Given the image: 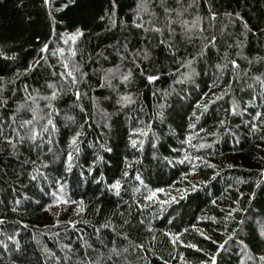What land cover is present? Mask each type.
<instances>
[{
	"label": "trees",
	"instance_id": "trees-1",
	"mask_svg": "<svg viewBox=\"0 0 264 264\" xmlns=\"http://www.w3.org/2000/svg\"><path fill=\"white\" fill-rule=\"evenodd\" d=\"M65 2L53 0V5L58 7ZM136 2L118 0L116 23L109 25L107 20L98 19L108 9L109 0H76L75 5L61 12L53 11L55 23L48 18L41 0H25L23 7L17 6L18 0H0V50L9 56L17 54L15 60L0 58V75L13 81L4 84L2 94L10 103L0 108V122L5 120L6 112L11 116L15 105L26 99L24 84L30 91L47 95V83L59 79L53 73L69 70L57 63L59 57H52L51 49L64 47L68 58L67 49L74 48L76 55L70 58V65H79L89 73L88 86L81 87L82 92H88L80 101L83 113L74 105L71 92L57 98L61 113L53 116L58 131L49 146L52 153L44 144L37 149L25 143L18 146L16 155H11L0 141V217L5 220L0 224V240L4 241L0 244V264H199L201 260L210 261L212 254L217 257L216 264H241L244 245L253 257L264 255V236L260 235L264 229V194L257 188L256 198L247 200L260 169H264V124L260 123L264 120V90L252 79L264 72V0H212L213 10L218 13L214 21L207 18L209 0H196L184 18L191 22L196 15L203 17L204 35H216L218 42L210 53L196 61V75L183 84L174 83L186 70L181 67L182 60L194 56L202 42L183 40L179 25H174L175 35L182 42L173 58L164 46L158 45V36L149 33L150 39H145L142 30L131 27ZM168 2L175 7L172 0ZM151 3L155 5L151 11L160 15L158 0ZM233 11L241 13L248 23L247 29L234 16L224 15ZM144 20L147 22V15ZM76 27L83 30V35L75 42L66 37L65 44L60 34L72 33ZM198 31L193 29L194 35ZM118 42L128 43L130 48H148L149 59L141 62V68L146 74L158 70L159 76L149 83L133 68L135 79L128 90L138 98L127 111L119 112L115 111V94L102 87L100 81L103 70L120 63ZM41 43H48V53H38ZM38 54L47 55L48 63L41 60L36 68L23 73L28 61ZM233 58L239 63L235 77L230 66L223 72L215 67ZM125 66L132 67L127 62ZM16 69H20L19 78L13 75ZM163 90H168L169 96L163 97ZM154 92L158 95L154 96ZM177 94L182 103H175ZM90 97L95 98V105ZM233 101L239 106L236 114L230 111ZM161 102L165 103L163 119L155 115ZM39 103L43 108L44 101ZM205 103L207 109L200 106ZM100 109L112 113L113 119L119 116V126L110 120L111 127L104 128L98 115ZM257 111L262 116L254 119ZM67 116L74 117L77 124L92 126L85 127V134L79 139L80 151L74 153L70 172L65 171L66 165L62 163L71 150L68 141L74 127ZM222 119L224 125L219 124ZM252 123L258 125L257 130L251 129ZM189 124L194 127L189 128ZM133 128H140L147 135L132 132ZM224 128L230 131L225 132ZM3 131H9L6 123ZM129 137L144 140L143 147H131ZM155 137L159 139L153 148ZM188 137L191 140L185 143ZM98 143L115 146L114 151L98 150ZM197 144L206 146L194 147ZM98 151L104 155V162L81 178L80 172H86ZM52 154L56 156L54 161L50 159ZM186 154L189 160L178 163ZM124 156L128 157V167L123 163ZM165 156L173 163L168 164ZM29 161L36 162L46 180H31L30 174L37 173ZM45 161L47 166H42ZM211 164L216 168H211ZM229 164L231 168L227 167ZM124 171L129 175L124 176ZM137 173L140 180L136 179ZM54 179L67 181L61 197ZM116 180L120 181V189L109 191L107 185ZM190 185H199V196L190 193L182 198L181 193ZM159 188L164 191H156ZM53 191L60 197L58 204L50 195ZM241 192L245 195L241 196ZM152 193L153 200L145 199ZM171 196L176 200L170 201ZM16 199L21 201L19 205L14 203ZM81 200L83 211L77 208ZM236 201L243 211L232 213L235 221L225 220L237 207ZM202 216H215L216 220L199 219ZM241 218L243 224L237 229ZM69 220L75 222L73 227L68 225ZM105 224L111 227H102ZM201 231L205 236L200 235ZM233 232L236 234L232 235ZM169 233H179L183 243L173 245ZM11 234H16L19 248L7 240ZM189 243H195L197 249L188 247ZM221 243L224 246L217 252ZM140 244L144 247L138 248ZM244 264H258V260L249 262L245 257Z\"/></svg>",
	"mask_w": 264,
	"mask_h": 264
},
{
	"label": "snow or ice",
	"instance_id": "snow-or-ice-1",
	"mask_svg": "<svg viewBox=\"0 0 264 264\" xmlns=\"http://www.w3.org/2000/svg\"><path fill=\"white\" fill-rule=\"evenodd\" d=\"M172 2L175 4V7L171 6V4L168 2V0H158L160 9L162 10L160 15H157L155 12L151 11V8L155 7L154 4L151 3V0H137L135 9L133 11V18L131 19L130 25L133 29L136 30H142L145 34V39H150L149 33H151L153 36H158L159 39L157 40L158 45L164 46L167 52H170L175 57L177 51H178V44L182 42L181 37L176 36V29L174 25H179V32L181 33V36L183 40H187L189 43H191L194 39L201 41L200 48L196 52L194 56H191L189 59L182 60L181 67L185 68L186 70L182 73V78L178 79L177 81H174V83L183 84L185 80H189L192 77L196 75V68L194 67V64L196 61L207 55L211 52L213 48L216 47V44L218 42L216 35H208L205 36L204 33L206 29L202 27V20L203 17L200 15H196L194 19L189 22L188 19H185L184 16L186 13H188V10L190 8H193L196 0H191L190 3H184V0H172ZM76 0H66L65 3L59 4L58 7H54L53 0H41L42 8L46 11V14L48 18L55 23L56 18L53 16V11L55 12H61L63 9L69 7V5H75ZM25 5V0H18V7H23ZM118 7V0H109V7L105 10L103 15H100L98 19L100 21L107 20L109 22V25H115L116 20V11ZM148 16L147 22L144 20V16ZM218 13L213 10V2L212 0H209L207 4V18L209 21H214L217 17ZM225 16L231 18L235 17L238 19L241 23H243V26L245 29L248 28V23L244 20V17L241 15L239 11H233V12H227L224 14ZM27 20H30V17H26ZM123 23V21H121ZM193 29H198L199 31L193 33ZM83 35V30L80 27H76L75 30L72 33H61L59 38L64 40V43H68V39H71L73 42L77 39V37H80ZM68 37V39H66ZM37 40H39V36L36 37ZM237 45H241L240 41H236ZM118 54L120 57V63L119 65H113L112 67H109L105 70H103L102 75H100V81L103 83L101 84L102 87H107L112 90V92L115 94V111L119 112L121 109L127 111L128 106H131L136 103V99L138 98V95L134 97L133 92L128 90L129 86L132 84V81L135 79L133 68L140 71L141 75L144 76V78L149 82H153L159 79V76L157 74L158 70H154L151 74H146L145 70L141 68V62L146 61L149 59L150 56V50L148 48H135L128 45V43H119L118 42ZM49 52V45L48 43H41L40 48L38 50V53H48ZM65 52L66 49L64 47H56L51 49V56L52 57H59L57 63L60 64V66L63 69H69L67 72L61 71L59 73H53V76H58L59 79L56 82L49 81L46 85L45 91L47 92V95H40L39 92L36 90H29V87L27 84L23 85V92L25 93L26 99H22L19 103L15 105V109L11 111V116H8V113H5V120L3 122H0V141L3 142L4 146L9 150V153L11 155H16L18 152V146H22L25 143H28L35 148H39L40 144H44L45 147H48V152L52 153V148L49 147L53 144V135L58 131L57 124L53 120V116H59L61 113V109L56 106V101L59 96L65 95L67 92H71L72 97L74 98L73 103L76 107H79L81 112L84 111V105L81 104V99L84 96H88V92L81 91V87H87V80L89 78V73L87 71H84L81 66L76 64L69 63L70 58L74 57L76 55V50L74 48H68V58H65ZM237 56L240 55V53L237 51ZM17 54L13 53L12 56H9L7 52L0 50V58H3L5 60H15ZM101 56L103 54L101 53ZM226 59V57H225ZM262 58L257 57V60H261ZM41 60L44 61L45 64L48 63V56L47 55H39L37 58H33L32 60L28 61L27 66L23 69V73L27 74L32 69L36 68ZM139 61V62H138ZM130 63L132 67H126L125 63ZM252 61H249V64H251ZM231 67L233 71V76H236L235 69L239 68V63L237 59L233 58L230 61L227 62H220L215 65L218 71L223 72V70L227 67ZM48 67H52V65H48ZM14 76L19 78L20 76V69H16V71L13 73ZM253 82L259 87L260 89L264 90V72H261L258 75H254L252 77ZM115 81V83H114ZM5 82L11 84L13 83L12 80L7 79L5 76L0 75V108L5 107L10 101L6 98L5 95H3V89ZM246 87L251 88L252 85H246ZM174 91V89H173ZM182 91V89H181ZM170 92L168 90H163L162 95L163 97L169 96ZM154 96H157L158 93L154 92ZM90 100L93 102V105H95L96 101L95 98L90 97ZM40 101H44L43 108L40 106ZM175 103H182L179 95L177 94V99ZM208 103H211L209 101ZM201 107L207 109L208 104H202ZM158 109L155 113V115L158 118L163 119L165 116V113L163 109L165 108V103L161 102L158 104ZM239 110V106L236 104L235 101H233L230 111L232 114H236ZM241 111H246V109H243ZM98 115H100L101 122L103 124L104 128H110L111 125L109 121L111 120V124H115L119 126V116H116L115 119L112 118V113L108 112L106 109H100L98 112ZM262 116V113L257 111L255 113V118H259ZM27 117V118H25ZM67 121L71 122L73 127V134L69 137V145L71 146V150L67 152L66 160H63L62 163L66 165L65 171L70 172L72 171L73 167V156L74 153H79L80 148L78 147L79 139L85 134L84 129L85 127L91 128V125H84V124H77L75 121V118L72 116L66 117ZM7 124L9 126L8 133H5L3 131L4 124ZM247 123V121H245ZM261 124H264V120L260 121ZM220 125L225 124V120L219 121ZM14 126V127H13ZM100 125L98 124L97 127ZM252 130H257L258 125L256 123H252L251 125ZM189 128H193L194 125L189 124ZM132 132L141 133V135H147L146 132L142 131L140 128H133L131 129ZM225 132L230 131L229 128H224ZM212 135H216V133H212ZM158 137H155L153 139L152 146L153 148L156 147L155 141L158 140ZM261 139H264V137H261ZM191 137H188L185 143L190 142ZM129 144L131 147L136 148L139 144L141 148L143 147L144 140L142 139H131L129 137ZM205 144H197L194 145V147L198 148H204ZM210 147V145H208ZM114 147H106L103 143H98L97 148L98 150H102L105 153H112L114 151ZM51 160H55L56 156L55 154H52L50 157ZM197 159H200V157H197ZM164 160L168 164H172L173 161L169 160L167 156L164 157ZM187 160H189L188 155L186 154L184 159H179L177 162L180 164H184ZM104 162V155L98 153L95 155L93 160L91 161V164L85 171L80 172V177H84L85 174H91L95 170V165L98 163ZM33 165V171L37 174H30V178L32 181H37L38 179L43 178L44 180L47 179L43 175V173L40 171V167L36 165L35 161H29ZM47 161L44 162L42 166H47ZM87 163V161H86ZM123 163L126 167L129 166L128 157H123ZM211 168L215 169L216 165L211 164ZM227 167L231 168L232 165L229 164ZM194 170V169H193ZM124 176H128V171H124ZM215 175V174H214ZM136 179L140 180L141 177L139 173L136 175ZM207 181H201L200 183H206ZM53 184L58 188L61 196L64 194V189L67 184V181H61L59 179H54ZM121 184L119 180H116L113 184H108L107 188L109 191L112 189H120ZM199 185H190L187 189H185L181 193V197H187L190 193L194 194L196 197L199 196V192L197 191V188ZM259 188L261 190L260 194H264V169H260L259 172V179H257L254 182V187L251 191L247 194V200L252 201L256 198L258 195L256 189ZM43 191V189H41ZM158 192H163V188L156 189ZM119 195V192L116 193ZM51 197L53 200L57 203L60 202V198L57 196V192L53 191L51 194ZM241 196H244L245 194L243 192L240 193ZM155 196V193H152L151 195H148L145 197V199L151 201L153 200ZM176 197L171 196L170 201H175ZM65 203H75L74 201L65 200ZM169 201H164V203H168ZM14 203L16 205H19L21 201L19 199L14 200ZM237 207L233 208L227 216H225V220L232 219L236 220V217L232 215L233 212L243 211L239 207V201L235 202ZM83 201L81 200L77 208L79 211H83ZM15 210V209H14ZM199 219H211L213 221L216 220L215 216H202ZM5 220L3 217H0V224H4ZM22 223V222H21ZM59 223V221H57ZM75 224L74 221L69 220L68 225L70 227H73ZM243 224V219L241 218L239 222L236 224V228L239 229L241 225ZM24 227H28V225H24ZM102 227H111L110 224L102 225ZM19 229L17 228V231ZM99 231V229H97ZM115 231V229H113ZM187 231V230H185ZM236 233L233 232L232 235H235ZM169 235L172 237V244L175 245L177 242L183 243L182 240L179 239V233L171 234ZM201 236H205L204 232H200ZM261 236H264V229L261 230L260 233ZM207 239H211V237H206ZM7 240L11 241L15 244L17 248L20 247L19 242L17 240L16 234L7 235ZM241 244H243V241H240ZM0 244H4V241L0 240ZM5 247H8V245H4ZM223 244H219V247L217 248V252H219L223 248ZM138 248H143L144 245L140 244L137 245ZM188 247L197 249V245L195 243H189ZM244 252L241 257V264H244V258L246 257L247 260L250 262L254 259L258 260V264H264V255H260L258 258L253 257L250 252L247 250V245H244ZM200 251H203L202 249H199ZM207 255V254H206ZM59 259V258H57ZM217 257L215 254H212L210 257V261L201 260L199 264H216Z\"/></svg>",
	"mask_w": 264,
	"mask_h": 264
},
{
	"label": "rangeland",
	"instance_id": "rangeland-1",
	"mask_svg": "<svg viewBox=\"0 0 264 264\" xmlns=\"http://www.w3.org/2000/svg\"><path fill=\"white\" fill-rule=\"evenodd\" d=\"M59 196L61 197V194H60ZM60 197H59V198H60ZM61 202H62V201H61ZM57 204H58V203H57Z\"/></svg>",
	"mask_w": 264,
	"mask_h": 264
}]
</instances>
